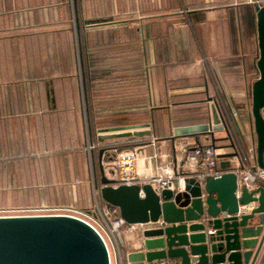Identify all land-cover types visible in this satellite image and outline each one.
Wrapping results in <instances>:
<instances>
[{"label":"crops","instance_id":"obj_1","mask_svg":"<svg viewBox=\"0 0 264 264\" xmlns=\"http://www.w3.org/2000/svg\"><path fill=\"white\" fill-rule=\"evenodd\" d=\"M257 3L0 0V209L91 213L101 166L115 181L106 149L128 141L148 143L136 147L142 177L161 156L176 166L198 142L234 155L221 161L229 170L256 165ZM205 125L212 130L179 132ZM142 251L126 248L125 263Z\"/></svg>","mask_w":264,"mask_h":264},{"label":"water","instance_id":"obj_2","mask_svg":"<svg viewBox=\"0 0 264 264\" xmlns=\"http://www.w3.org/2000/svg\"><path fill=\"white\" fill-rule=\"evenodd\" d=\"M254 9L260 78L253 86L252 118L257 136V167L264 170V0H259ZM200 128L187 127L179 132L193 134L207 131ZM134 134L143 135L144 132L120 136L131 137ZM104 152L100 151L101 161ZM221 169L225 173L218 179L208 178L204 187L194 179H186L185 195H175L169 190L158 194L150 184L142 187L116 186L115 181L106 178L101 166V198L117 208L130 225L154 224L143 234L144 251L129 256V262L257 263L264 247V234L261 236L264 228V187L253 190L243 187L239 190L237 175L228 172L230 163H221ZM142 192L144 198H141ZM252 203L257 206L250 213L239 215L240 207ZM256 217L258 225L254 226L252 223ZM160 220L163 225L158 224ZM209 227L215 234L207 233ZM0 264L111 263L103 239L89 224L73 216L46 215L0 217ZM260 264H264V253Z\"/></svg>","mask_w":264,"mask_h":264},{"label":"built area","instance_id":"obj_3","mask_svg":"<svg viewBox=\"0 0 264 264\" xmlns=\"http://www.w3.org/2000/svg\"><path fill=\"white\" fill-rule=\"evenodd\" d=\"M228 122L230 121L228 120ZM184 151L185 157L177 162L176 166L172 165L168 157L161 156L157 167L158 172L144 177L138 169L141 159V152L138 148L118 154L113 162L116 186L140 185L142 187L150 184L158 194L169 190L176 195L186 191V179H194L204 187L208 178L218 179L225 173L221 169V161L225 156L222 148L214 144H195L193 147L187 146ZM158 158L157 155H152L148 160L153 164ZM228 172H234L237 175L239 190L243 187L249 189L264 187V170L259 169L257 164L252 165L245 161L240 167ZM99 196L100 191L97 188L94 189L95 203L91 213L72 209H0V217L68 215L79 218L93 227L101 236L109 252L110 263L113 264V254L116 264H125L123 249L136 247L142 243L144 245L143 234L154 224H128L118 209L103 206ZM141 198H144L143 192ZM252 209L254 208L251 207V204L240 207L239 215L248 214ZM158 224L163 225L164 222L160 220ZM210 234H215V231H210ZM159 264L168 263L161 262Z\"/></svg>","mask_w":264,"mask_h":264},{"label":"trees","instance_id":"obj_4","mask_svg":"<svg viewBox=\"0 0 264 264\" xmlns=\"http://www.w3.org/2000/svg\"><path fill=\"white\" fill-rule=\"evenodd\" d=\"M82 28V27H81ZM81 28H80V47L82 50H84V46H83V34H82V31H81ZM82 64L83 66L85 65L84 63V60L82 59ZM85 83H86V88L88 89V79L85 80ZM88 97V95H87ZM198 109V108H197ZM87 113H88V110H87ZM186 116V115H185ZM90 127H91V124H90ZM93 132L91 130V137H93ZM144 135H141V137L143 138ZM142 142H145V141H141L140 143ZM140 143L139 144H136L132 141H128L124 144H120V145H116V146H111V147H108L106 150H111L114 154H115V157L124 152V151H128V150H133L135 147L137 146H140ZM146 143V142H145ZM199 145H201V143L198 142ZM97 187L100 189L102 187V184L98 185L97 184ZM99 200H100V203L103 205V206H107V207H111V208H114V209H117L111 205H109L108 203H106L102 198H101V195L99 196Z\"/></svg>","mask_w":264,"mask_h":264},{"label":"rangeland","instance_id":"obj_5","mask_svg":"<svg viewBox=\"0 0 264 264\" xmlns=\"http://www.w3.org/2000/svg\"><path fill=\"white\" fill-rule=\"evenodd\" d=\"M77 40H78V48H79V40H80V37H78L77 38ZM143 117V116H142ZM141 124H148V123H146V121H142L141 122ZM214 125L216 126L215 127V130H221L222 129V127L220 126V123H219V120H218V117L217 116H215V121H214ZM201 130H205V129H207V131H208V129L210 130V125H205V126H202L201 128H200ZM206 131V132H207ZM146 142V141H145ZM145 142H142V143H140V146H138L139 147V149H143L148 143H145ZM136 148V147H135ZM134 148V149H135ZM116 157H115V154H114V156H113V159H115ZM192 183V182H191ZM190 187L192 186L191 184L189 185ZM179 194H181V195H185V193H179ZM124 251H126V248L125 249H123V252ZM123 255H124V253H122ZM135 254H137L136 252L135 253H131L130 254V256L131 257H133ZM124 259H125V262H126V258H125V256H124ZM112 261H113V264H116L115 263V258H114V255L112 254ZM126 264V263H125ZM130 264H135V262H130Z\"/></svg>","mask_w":264,"mask_h":264}]
</instances>
